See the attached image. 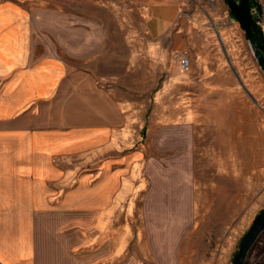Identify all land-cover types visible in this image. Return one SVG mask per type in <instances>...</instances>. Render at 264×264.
<instances>
[{"label":"rangeland","instance_id":"1","mask_svg":"<svg viewBox=\"0 0 264 264\" xmlns=\"http://www.w3.org/2000/svg\"><path fill=\"white\" fill-rule=\"evenodd\" d=\"M14 1L29 8L37 26L35 56L58 57L91 76L96 88L119 104L118 129L127 141L122 150L141 152V168H164L124 170L120 191L113 192L115 201L104 213L61 219L63 231L105 233L90 248L85 247L89 239L79 240V264H231L241 237L264 209V76L243 32L226 24L225 4L215 10L221 48L214 38V46L205 48L207 62L187 57L188 71L181 72L174 57L171 64H144L69 55L89 34L95 42L116 44L124 34L133 39L138 33L102 30L137 22L134 15L119 14L116 6L110 15L103 14V0ZM204 2L210 11V2ZM251 5L264 39V0ZM196 53L202 54V48ZM175 73L184 75V81H171L169 75ZM79 97L67 117L77 134L85 135L93 119ZM81 156L73 171L96 178L98 170H91ZM53 226L44 224L47 230ZM243 264H264V230Z\"/></svg>","mask_w":264,"mask_h":264},{"label":"crops","instance_id":"2","mask_svg":"<svg viewBox=\"0 0 264 264\" xmlns=\"http://www.w3.org/2000/svg\"><path fill=\"white\" fill-rule=\"evenodd\" d=\"M128 1L103 0L102 13L110 15L116 6L119 14L134 15L137 22L101 29L138 32L133 39L124 34L116 44L106 39L95 42L89 34L69 55L171 64L174 51L191 62H207L205 48L214 46V40L221 48L215 10L223 0H137L132 5ZM204 1L210 2V11ZM227 15L226 24L238 27ZM36 27L23 3L0 0V264H79V240L89 239L85 247L90 248L105 233L63 231L61 219L104 213L115 201L113 192L120 191L124 170L164 168H141V152L122 150L127 141L118 129L119 104L96 88L91 76L72 70L58 57L35 56ZM200 48L203 53L197 54ZM183 77L169 75L171 81H184ZM79 96L93 119L85 135H78L67 117ZM106 111L112 114L107 116ZM80 154L91 170H98L96 178L73 171ZM49 222L54 224L51 230L44 228Z\"/></svg>","mask_w":264,"mask_h":264},{"label":"water","instance_id":"3","mask_svg":"<svg viewBox=\"0 0 264 264\" xmlns=\"http://www.w3.org/2000/svg\"><path fill=\"white\" fill-rule=\"evenodd\" d=\"M223 2L228 14L243 32L245 40L249 42L256 63L264 76V39L260 32L257 41L253 39L257 28L255 21L251 17L249 0H223ZM263 230L264 209L254 217L251 225L241 237L232 257L231 264H243L248 250Z\"/></svg>","mask_w":264,"mask_h":264},{"label":"built area","instance_id":"4","mask_svg":"<svg viewBox=\"0 0 264 264\" xmlns=\"http://www.w3.org/2000/svg\"><path fill=\"white\" fill-rule=\"evenodd\" d=\"M178 62V68L181 72H187L189 67L188 58L184 53L182 54H174L173 56Z\"/></svg>","mask_w":264,"mask_h":264},{"label":"flooded vegetation","instance_id":"5","mask_svg":"<svg viewBox=\"0 0 264 264\" xmlns=\"http://www.w3.org/2000/svg\"><path fill=\"white\" fill-rule=\"evenodd\" d=\"M258 35H259V32H258V31L253 35V39H254L255 41H257Z\"/></svg>","mask_w":264,"mask_h":264},{"label":"trees","instance_id":"6","mask_svg":"<svg viewBox=\"0 0 264 264\" xmlns=\"http://www.w3.org/2000/svg\"><path fill=\"white\" fill-rule=\"evenodd\" d=\"M253 3V0H249V4H250V10H251V8H252V4Z\"/></svg>","mask_w":264,"mask_h":264}]
</instances>
